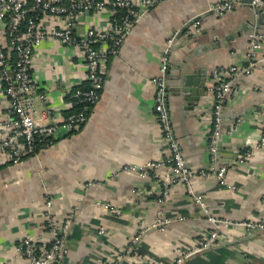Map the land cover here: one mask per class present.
Listing matches in <instances>:
<instances>
[{
  "label": "crops",
  "instance_id": "1",
  "mask_svg": "<svg viewBox=\"0 0 264 264\" xmlns=\"http://www.w3.org/2000/svg\"><path fill=\"white\" fill-rule=\"evenodd\" d=\"M214 1L161 0L135 24L109 59L100 99L81 129L19 164L0 157V264H29L15 251L23 235L39 243L48 240L46 198H52L51 213L56 219L72 215L63 264H108L119 254L124 255L118 264H172L179 249L196 246L213 228L186 185H173L165 198L160 196L168 168L151 171L147 177L122 168L167 157L154 117L153 84L164 56L171 90L172 77L180 73L203 74L209 86L214 69L246 65L248 38L252 30L263 33L264 24L255 28L247 0H239L220 17L210 10ZM107 17L103 13L82 18L78 32L89 24L106 26ZM195 17H199V31L190 33L187 28L177 37ZM42 22L50 28L56 19L47 16ZM171 37L174 42L168 49ZM85 75L81 57L72 56L71 50L52 39L44 40L33 59V117L49 122L44 116L46 105L66 115L73 108L69 94L86 82ZM239 83V92L223 103L218 160L227 165L225 183L214 175L195 176L191 182L192 193L201 195L209 214L224 223L223 233L208 251L183 264H264V229L230 226L264 217L260 206L264 147H254L261 131L258 110L264 104V61ZM183 96L170 91L165 102L174 137L190 170L197 173L210 166L207 135L212 95L206 92L195 105ZM6 106L0 92V121ZM238 117L242 122L229 133ZM248 149L253 151L251 157L239 161ZM109 207L116 210L111 212ZM159 211L167 222L153 226ZM137 234L140 243L125 254L129 240Z\"/></svg>",
  "mask_w": 264,
  "mask_h": 264
},
{
  "label": "built area",
  "instance_id": "2",
  "mask_svg": "<svg viewBox=\"0 0 264 264\" xmlns=\"http://www.w3.org/2000/svg\"><path fill=\"white\" fill-rule=\"evenodd\" d=\"M161 0H0V85L1 95L7 106L0 121V157L6 163L19 164L28 156L49 148L56 140L77 131L87 122L94 106L100 99L106 79V66L109 59L117 54L123 40L141 18ZM238 0H216L210 10L220 17L231 11ZM250 6L264 9V0H252ZM121 10V14L119 12ZM108 14L106 26L89 24L85 31L78 32L82 18ZM51 16L56 19L54 26L46 28L42 20ZM199 22L195 21L190 33L199 31ZM46 39L54 40L59 46L67 47L72 56H79L86 68V90L74 89L71 106L81 105L80 109L67 115H59L53 107L46 105L44 116L49 122L42 123L32 115L30 93L35 87L32 66L38 46ZM174 37L167 40V48L172 47ZM246 65H229L216 68L210 76L207 87L212 97L209 114L211 129L207 135L210 166L193 173L187 165L180 146L174 137L172 122L165 106L164 75L167 71V57H163L160 75L153 79L155 86L154 117L160 128L161 142L167 148V157L161 161H149L141 166L129 165L123 171L132 172L140 177H147L151 171L168 168L169 176L164 177L160 196L166 197L170 188L176 184L187 186L193 202L206 215L212 229L205 233L200 242L193 247L179 249V254L172 264H183L185 260L214 246L223 233L224 223L210 215L201 195L192 193L191 182L195 176L214 175L219 183H225L227 165L218 160V139L222 132L223 103L240 89V80L260 62L264 61V32L253 33L246 46ZM45 104L47 98L41 95ZM261 131L255 148L264 147V104L258 110ZM242 122L238 117L232 123L229 133L236 130ZM253 150V147H252ZM245 150L239 161L247 160L253 151ZM260 206L264 211V192L260 195ZM52 198H46L44 226L48 240L36 242L28 235L19 238L16 254L29 264H63L67 252L72 215L56 219L51 213ZM111 212L116 209L109 207ZM159 226L167 221L157 213ZM230 226L264 229V217L255 221L232 222ZM140 234L133 236L128 243L126 253H131L140 243ZM114 257L108 264H118L121 256Z\"/></svg>",
  "mask_w": 264,
  "mask_h": 264
},
{
  "label": "water",
  "instance_id": "3",
  "mask_svg": "<svg viewBox=\"0 0 264 264\" xmlns=\"http://www.w3.org/2000/svg\"><path fill=\"white\" fill-rule=\"evenodd\" d=\"M252 0L245 1V4L252 9V14L254 16L255 28L259 29L264 24V9H257L250 6V2ZM239 2V0H238ZM199 17L193 18L191 23L186 24L179 32V37L187 28L195 22L198 21ZM253 33H256L255 30H252ZM192 35V34H191ZM175 80L174 88L171 90L170 86L168 85V76L167 73L164 75V84H165V96L168 92L174 91L177 95H184L183 97L187 102L191 105H195L201 97H204L207 92V84H206V77L201 75H196L192 73H180L179 75H175L172 77ZM165 106L166 102H165ZM209 250V249H208ZM205 250L203 252H206ZM201 252V253H203Z\"/></svg>",
  "mask_w": 264,
  "mask_h": 264
},
{
  "label": "trees",
  "instance_id": "4",
  "mask_svg": "<svg viewBox=\"0 0 264 264\" xmlns=\"http://www.w3.org/2000/svg\"><path fill=\"white\" fill-rule=\"evenodd\" d=\"M121 14V10H120V12H119V15ZM88 86H89V84L87 83V82H85V83H83L82 84V86H79L80 88H82L83 90H86L87 88H88ZM78 87V88H79ZM73 92H74V90L69 94V97H70V100H72V94H73ZM80 107H81V105H76V106H74L70 111H68L67 113H66V115L67 114H70V113H72V112H75V111H77V110H79L80 109Z\"/></svg>",
  "mask_w": 264,
  "mask_h": 264
}]
</instances>
